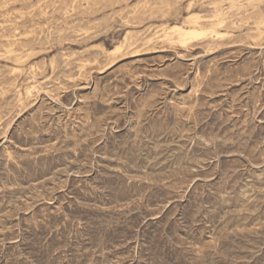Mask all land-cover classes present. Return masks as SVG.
<instances>
[{
	"label": "rangeland",
	"instance_id": "374dc122",
	"mask_svg": "<svg viewBox=\"0 0 264 264\" xmlns=\"http://www.w3.org/2000/svg\"><path fill=\"white\" fill-rule=\"evenodd\" d=\"M104 1L0 0V264H264V0Z\"/></svg>",
	"mask_w": 264,
	"mask_h": 264
},
{
	"label": "bare ground",
	"instance_id": "6f19581e",
	"mask_svg": "<svg viewBox=\"0 0 264 264\" xmlns=\"http://www.w3.org/2000/svg\"><path fill=\"white\" fill-rule=\"evenodd\" d=\"M70 1V0H69ZM76 1V0H75ZM89 1V0H88ZM104 1V0H103ZM141 1V0H140ZM95 2V1H94ZM105 2V1H104ZM162 3V2H161ZM104 6V5H103ZM90 7V6H89ZM88 7V8H89ZM155 13V12H154ZM153 13V14H154ZM252 14V13H251ZM19 17V16H18ZM245 17V16H244ZM53 22V21H52ZM79 23V22H78ZM41 25V24H40ZM54 29V28H53ZM25 30V29H24ZM176 30L178 31L179 33V39H181L182 42H185L187 39L189 38H194V37H198V36H201L203 35L202 31L200 32L199 31H196V30H185L183 28H180V27H176ZM252 30V29H251ZM54 32V31H53ZM52 33V32H51ZM216 35V34H214ZM248 39V38H247ZM246 42V41H245ZM170 43V42H169ZM160 46V45H159Z\"/></svg>",
	"mask_w": 264,
	"mask_h": 264
}]
</instances>
